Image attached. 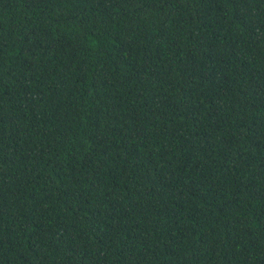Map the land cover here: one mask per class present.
<instances>
[{
	"label": "trees",
	"instance_id": "1",
	"mask_svg": "<svg viewBox=\"0 0 264 264\" xmlns=\"http://www.w3.org/2000/svg\"><path fill=\"white\" fill-rule=\"evenodd\" d=\"M0 264H264V0H0Z\"/></svg>",
	"mask_w": 264,
	"mask_h": 264
}]
</instances>
